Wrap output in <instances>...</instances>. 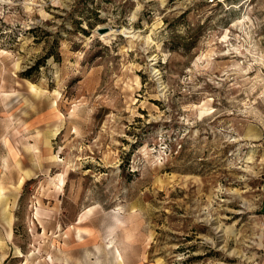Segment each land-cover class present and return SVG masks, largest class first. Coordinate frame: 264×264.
Masks as SVG:
<instances>
[{
  "label": "rangeland",
  "instance_id": "rangeland-1",
  "mask_svg": "<svg viewBox=\"0 0 264 264\" xmlns=\"http://www.w3.org/2000/svg\"><path fill=\"white\" fill-rule=\"evenodd\" d=\"M0 187V264H264V0H0Z\"/></svg>",
  "mask_w": 264,
  "mask_h": 264
},
{
  "label": "bare ground",
  "instance_id": "bare-ground-1",
  "mask_svg": "<svg viewBox=\"0 0 264 264\" xmlns=\"http://www.w3.org/2000/svg\"><path fill=\"white\" fill-rule=\"evenodd\" d=\"M244 3V2H243ZM242 4V3H241ZM238 22H240V23H242V24H247L246 26H250V24H248L247 22H250L251 24H253V18H252V16L250 15V14H247V13H245V14H243L242 15V18H240L239 20H238ZM229 31V30H228ZM226 32L223 36H222V41H225V42H229V39H230V37H229V32ZM247 33L249 34V31H247ZM133 37H134V35H133ZM234 48H237L238 49V47L237 46H235ZM32 86V88H34L35 89V86L32 84L31 85ZM201 111H205V109H203V110H201ZM21 182H23V180H21ZM3 196V192H2V188L0 187V197H2ZM5 208H6V206H5ZM91 210V207L90 208H88V210L87 211H90ZM84 214H85V212L84 213H82L80 216H79V218H78V221H82L83 220V217H84ZM112 245V244H111ZM113 246V245H112ZM113 254H114V257H115V260L117 261V262H119V263H123V254H122V252H121V250L119 249V247L117 246V247H115V251H113Z\"/></svg>",
  "mask_w": 264,
  "mask_h": 264
},
{
  "label": "built area",
  "instance_id": "built-area-1",
  "mask_svg": "<svg viewBox=\"0 0 264 264\" xmlns=\"http://www.w3.org/2000/svg\"><path fill=\"white\" fill-rule=\"evenodd\" d=\"M211 4H223V5H225L226 4V1L227 0H208Z\"/></svg>",
  "mask_w": 264,
  "mask_h": 264
}]
</instances>
